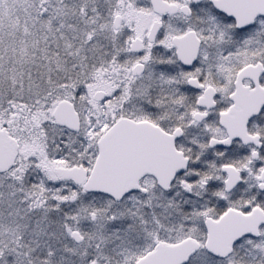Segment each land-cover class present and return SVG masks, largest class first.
<instances>
[{"label": "snow or ice", "instance_id": "obj_1", "mask_svg": "<svg viewBox=\"0 0 264 264\" xmlns=\"http://www.w3.org/2000/svg\"><path fill=\"white\" fill-rule=\"evenodd\" d=\"M0 264H264V0H0Z\"/></svg>", "mask_w": 264, "mask_h": 264}]
</instances>
